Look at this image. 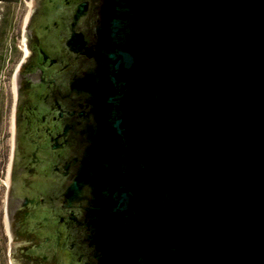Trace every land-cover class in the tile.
<instances>
[{"label":"water","instance_id":"obj_1","mask_svg":"<svg viewBox=\"0 0 264 264\" xmlns=\"http://www.w3.org/2000/svg\"><path fill=\"white\" fill-rule=\"evenodd\" d=\"M61 46L74 263L264 264V0H80Z\"/></svg>","mask_w":264,"mask_h":264},{"label":"flooded vegetation","instance_id":"obj_2","mask_svg":"<svg viewBox=\"0 0 264 264\" xmlns=\"http://www.w3.org/2000/svg\"><path fill=\"white\" fill-rule=\"evenodd\" d=\"M80 0H31L24 59L15 74L14 139L6 216L17 264H75L66 222L45 200L56 187L54 164L70 149L69 116L54 110L66 75L61 46L68 13Z\"/></svg>","mask_w":264,"mask_h":264},{"label":"rangeland","instance_id":"obj_3","mask_svg":"<svg viewBox=\"0 0 264 264\" xmlns=\"http://www.w3.org/2000/svg\"><path fill=\"white\" fill-rule=\"evenodd\" d=\"M31 0H0V264H13L6 229L7 187L14 139V74L24 57V27Z\"/></svg>","mask_w":264,"mask_h":264}]
</instances>
